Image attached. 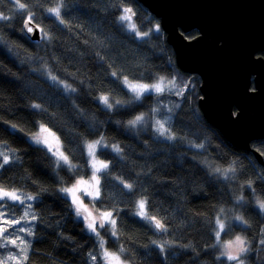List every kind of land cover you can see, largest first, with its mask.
Wrapping results in <instances>:
<instances>
[{"label":"clouds","instance_id":"obj_1","mask_svg":"<svg viewBox=\"0 0 264 264\" xmlns=\"http://www.w3.org/2000/svg\"><path fill=\"white\" fill-rule=\"evenodd\" d=\"M0 77V264H264V163L141 0H0Z\"/></svg>","mask_w":264,"mask_h":264},{"label":"water","instance_id":"obj_2","mask_svg":"<svg viewBox=\"0 0 264 264\" xmlns=\"http://www.w3.org/2000/svg\"><path fill=\"white\" fill-rule=\"evenodd\" d=\"M158 17L170 34L180 66L199 73L206 100L201 107L207 119L239 148L253 137H264V0H141ZM197 28L203 33L188 39ZM222 42V46H219ZM264 54V53H262ZM258 74L257 86L248 93L251 74ZM240 109L238 113L231 110ZM255 113V118L250 117ZM238 118V119H237ZM236 119V120H234Z\"/></svg>","mask_w":264,"mask_h":264},{"label":"trees","instance_id":"obj_3","mask_svg":"<svg viewBox=\"0 0 264 264\" xmlns=\"http://www.w3.org/2000/svg\"><path fill=\"white\" fill-rule=\"evenodd\" d=\"M186 37L188 38V39H191V38H193V37H195V36H192V37H189L188 35H186ZM259 55H262V56H264V54H259ZM0 82H3V78L2 77H0Z\"/></svg>","mask_w":264,"mask_h":264},{"label":"bare ground","instance_id":"obj_4","mask_svg":"<svg viewBox=\"0 0 264 264\" xmlns=\"http://www.w3.org/2000/svg\"><path fill=\"white\" fill-rule=\"evenodd\" d=\"M263 161H264V157H262ZM258 160V159H257Z\"/></svg>","mask_w":264,"mask_h":264},{"label":"flooded vegetation","instance_id":"obj_5","mask_svg":"<svg viewBox=\"0 0 264 264\" xmlns=\"http://www.w3.org/2000/svg\"><path fill=\"white\" fill-rule=\"evenodd\" d=\"M186 36V35H185ZM196 37V36H195ZM194 38V37H193ZM193 38H191V39H193Z\"/></svg>","mask_w":264,"mask_h":264}]
</instances>
